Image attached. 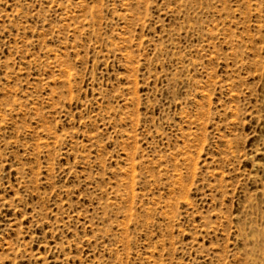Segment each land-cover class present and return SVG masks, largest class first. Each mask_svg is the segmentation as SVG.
Here are the masks:
<instances>
[{
  "label": "rangeland",
  "instance_id": "obj_1",
  "mask_svg": "<svg viewBox=\"0 0 264 264\" xmlns=\"http://www.w3.org/2000/svg\"><path fill=\"white\" fill-rule=\"evenodd\" d=\"M0 264H264V0H0Z\"/></svg>",
  "mask_w": 264,
  "mask_h": 264
}]
</instances>
